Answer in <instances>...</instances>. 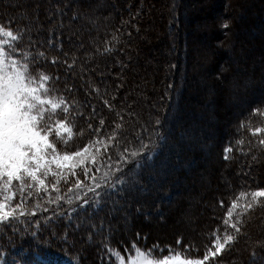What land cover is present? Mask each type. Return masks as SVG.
I'll list each match as a JSON object with an SVG mask.
<instances>
[{
    "label": "trees",
    "instance_id": "obj_1",
    "mask_svg": "<svg viewBox=\"0 0 264 264\" xmlns=\"http://www.w3.org/2000/svg\"><path fill=\"white\" fill-rule=\"evenodd\" d=\"M139 1L0 0V24L6 25L7 21L11 20V27L14 31L31 29V31L26 30L24 32V39L12 42L13 46L20 50L22 61L25 54L30 55L35 51L28 40L29 35L33 41H36V47L38 48L40 42H44V47L40 50L45 52V56L49 60L56 57L60 61L67 60L68 64H73V59H75V64L71 69H68L63 63L52 65L42 62L41 65L36 66L46 74L58 75L60 80L52 81L51 86L58 94L63 93L70 101L73 99L76 101V105L72 110L74 114L83 113V116L75 115L74 119L72 116L69 118V126L73 127L74 136L69 141L66 150L71 152L83 147L89 141L91 132L87 128L84 117H90L88 122L92 124L93 129L98 127V120L104 118V129L99 134L101 137L105 136V130L111 132L113 121L120 123L122 128L119 130L120 134L117 140L121 141L122 137H127V141L130 142L131 136H135L137 133L140 138L147 136L148 130L156 119L160 123L152 128L154 129V133L151 134L152 138L153 140L156 139L157 132L164 138L163 141L157 142L158 146L154 150L152 159L143 161L139 169H134L132 163L127 165L125 171L133 169L129 175L138 181V187H133L132 191L126 194V199L121 201L122 210L115 213H109L108 211L100 213V217H103L112 230L111 233H102L99 236L93 235L91 242H89L86 238L87 232L81 231L71 236L69 244H63L60 238L64 230L63 222L58 227H54L52 232L48 230L38 232L35 238L31 235L35 231L34 225L25 223L18 226L20 229L18 232L5 231L0 235V261L5 262L14 257L19 258L22 256L28 258L34 256L37 251L44 250L68 255L77 259L79 264H108V261L102 259L105 255L101 248L103 243H108L112 248L124 254L125 246L130 250L133 241L138 246L149 249L153 245H159L162 249L170 247L172 252L168 253L166 251L165 255L177 253L186 258L203 259L206 250L205 245L210 243L207 236L221 224L224 217V209L220 207L219 201L223 199L225 208H227L229 196L235 198V193L242 189L249 190L256 184L264 186V148L252 146L264 137V133L253 136L248 127L241 128V122L248 121L249 114L253 109H264V99L253 98L238 111L235 117L231 118L233 125L230 126L231 129L221 136L217 142L210 144L222 166V173L220 174V171L217 173L221 177L224 174L223 181L211 180V187L209 185V189L203 191V194L200 193L198 200L201 204H199V201L195 204V210L198 208L200 212L196 213L193 219L187 221V225L192 226L191 229H182V227L173 229L175 221L169 210L172 209L175 213L181 209L186 200L177 198V188L164 184L163 181H168L170 178L175 179L176 182L181 179L186 181L192 179L193 176L190 175L193 172L194 175H197L195 172L200 168V158L205 154V151L201 148L182 150L179 145L171 150L175 142L171 137L172 135L184 136L183 132L187 133L191 123H195L197 120L204 121L200 112H209V109L204 108V105L207 106L208 101L211 103L212 100L219 99L220 95L214 90L217 87L219 78L213 77L211 81H206L204 70L206 66L208 70H213L214 66H220L221 72L215 73L220 78L228 77L235 70L239 60L234 57L238 60L234 63L230 52H234L233 49L238 48L239 44L242 45V40L239 43L237 41L232 43V47L226 51L225 46L230 44L229 36L231 33H222L221 30H224V28L221 25L227 23L229 25L228 32L234 26L238 30L240 18L243 19V16L246 18V12L248 13L249 10L244 9L235 22V19H233L234 11L238 6L231 7L234 0H202L206 2L205 4H199V0H169L167 1L169 5L163 3L162 0ZM154 1H158L164 9H169L166 24L164 19L156 22L153 20V17L156 16L154 11L158 9L157 7L155 9L151 8V12L149 8V13L145 14L144 4L148 5V3ZM53 5H59L62 12H57L56 15L52 16V19H48L55 12ZM74 15L76 16L75 20L72 19ZM136 17L137 19H135ZM255 17L258 18L256 25L250 24L249 29L253 28L260 34L263 33L260 38L253 37L259 49V45H264V12L256 14ZM53 20L62 21V23L59 27H56ZM152 24L156 25L155 28L150 30L149 27ZM137 26H139V29L144 26L143 32L146 34L150 31L153 36L156 35L158 29L163 44L167 42L166 37L172 41L173 65L170 68L167 66L161 67L162 73L159 74L157 79L154 77L148 78V75H152V73L146 75L142 72L141 61L143 57L139 55L141 53L138 45L141 44L143 33L139 32ZM50 27L55 32L63 33L61 36L63 41L62 51L47 48L50 35L48 29ZM133 27H136V30ZM166 27L168 29H165ZM153 30L154 32H152ZM163 31L166 32L163 34ZM243 33L245 32L237 31L239 39L242 36V39L248 41ZM69 37H71V42H69ZM146 39L149 40L148 35H146ZM220 47L222 48V55L210 60L208 56H211L212 52L218 53L221 50ZM253 48L252 46L250 51L255 50ZM106 49H111V51H106ZM244 49L248 50L247 48ZM207 50L209 54L204 53ZM63 53H67V56H64ZM200 53L203 58H201L200 64L195 65V67L193 66V59L198 57ZM203 53L204 55H202ZM227 58L229 61H227ZM261 60L262 58H259V61ZM240 61L244 64L243 60ZM240 72L241 77H244L245 71L241 69ZM255 77L256 75L253 76V80ZM150 79L161 80L163 83L162 91L151 95V99L148 96L145 97L144 93L140 91L142 89L141 84ZM66 84L72 88L71 92L65 90ZM261 90V93L264 94V87ZM248 94L245 93L244 95ZM253 94L254 97H258L254 92ZM144 98L154 101L153 111H150L147 107L144 113L139 112L137 121L132 126L128 120L124 119V110L131 108L134 103ZM187 98H190L191 103L190 101L187 102ZM104 101H107V105H111V108L105 105ZM193 106L198 110L196 118L189 116L192 115L191 108ZM236 107L237 105L225 106V111L227 114H231ZM92 108H95L98 114L95 118H91L93 116ZM117 112L123 116V120H120L116 115ZM214 112V116L217 115L218 118L217 110L215 109ZM148 124L151 125L149 129ZM216 124L217 121L212 125L216 128ZM263 125L262 118L251 117L252 128L263 127ZM81 128L84 130L83 136L78 134ZM197 133L191 131L189 134ZM238 140H243V145L236 144ZM180 141L184 144L189 142V140L182 137ZM131 144L133 143L131 142ZM123 145L124 143H121L120 147ZM57 147L60 148V145L57 144ZM228 147H232V151L228 153L229 159L225 160V149ZM249 149L251 151L253 149L258 150L255 160L249 156L248 153L251 152ZM174 151L178 153L175 154ZM109 152L112 153V159L115 160L114 150L110 148ZM190 152L192 153V163L195 162L197 167L190 169L189 173L191 174H188L186 168H176L181 162V158ZM261 152L263 156L257 157ZM176 157L177 160H175ZM173 158L174 162H171ZM98 159H103V150H101ZM160 164L175 165L174 176L170 175L172 170L164 169L163 181L149 184L148 182L153 178V175H158L155 172L159 171L158 165ZM257 169L261 171L262 179L256 178L255 172ZM77 175L80 179H84L79 169H77ZM73 179L69 177V184L61 182L59 185L60 195L67 192V188L71 186ZM156 191L164 193L165 197L152 199L151 203H148V199L153 198ZM182 194H185V192H182ZM68 195L72 194L68 193ZM81 195H83L82 192ZM175 198H177L176 201H174ZM209 198L212 201L211 205H208ZM33 201L27 202L26 207H33ZM172 202L175 204H172ZM46 206L49 209L55 208V205ZM75 206V204L69 206L62 202V207L65 209ZM51 214L50 210L48 213H38L37 217L31 219H42L43 216H50ZM100 217L96 218L97 223ZM247 222L251 227L246 229V225H241V233L236 234L238 235V241L232 245L231 251H225L223 257H217V261L222 260L223 264H253L252 253L255 252L257 253L255 264H264V260L260 259L264 257V213L258 215L254 221L249 219ZM257 225V228H253ZM228 231L233 232L232 229ZM257 231H260V233L257 234ZM137 233H139V238ZM105 236H110V239L105 241ZM125 258H127V255ZM205 264H214V262L212 258H209L208 261H205Z\"/></svg>",
    "mask_w": 264,
    "mask_h": 264
},
{
    "label": "snow or ice",
    "instance_id": "obj_2",
    "mask_svg": "<svg viewBox=\"0 0 264 264\" xmlns=\"http://www.w3.org/2000/svg\"><path fill=\"white\" fill-rule=\"evenodd\" d=\"M52 7L55 12L48 19H52L57 12H62L59 5ZM72 19L75 20L76 16ZM60 23L62 21L53 20L56 27H59ZM11 25V20H8L6 25L0 24V235L5 231L18 232L19 225L28 223L35 227V231L31 233L35 238L38 232H52L54 227L63 222L64 230L60 237L63 244H69L71 236L81 231L87 232L86 238L91 242L93 235L99 236L112 231L103 217H100V213L121 211V201L126 199V194L131 192L133 187H138V181L129 175L133 169L125 171L127 165L132 163L134 169H139L143 161L152 159L158 146L157 142L163 141L164 138L159 132L156 133L155 140L150 134L146 138L147 142L138 136V145L133 147L127 137H122L121 141L117 140L122 128L120 123L113 121L111 132L105 130V136L101 137L99 134L104 129V118H100L98 127L93 129L92 124L88 122L90 117H84L91 132L89 141L71 152L66 150L74 136V129L69 126V118L72 116L74 119L75 115L83 116V113L74 114L72 110L76 101H70L63 93L58 94L51 86V82L59 81L60 77L46 74L36 66L42 62L52 65L63 63L71 69L75 59L73 64H68L67 60L60 61L56 57L49 60L45 52L40 50L44 47V42H40L38 48L36 41L29 35L28 40L35 51L30 55L25 54L22 61L20 50L14 47L12 42L24 39V32L31 29L14 31ZM221 27L227 29L229 25L224 23ZM48 31L50 35L47 48L62 51L63 33L55 32L51 27ZM68 39L71 42V37ZM63 55L67 56V53ZM65 90L71 92L72 88L66 84ZM104 103L107 105V101ZM107 106L111 108V105ZM92 114L91 118L98 115L95 108H92ZM116 115L123 120L120 113L117 112ZM253 116L262 118L264 123V109L255 108L249 114L248 121L241 122V128L248 127L251 134L257 136L264 133V127L252 128ZM155 123L159 125L160 121ZM78 134L83 136L84 130L81 128ZM121 143H124L122 149ZM243 143V140L236 141L238 145ZM252 146L264 148V137ZM110 148L114 150L115 160L109 152ZM101 150L103 159H98ZM231 151L232 147L225 149V160L229 159L228 153ZM252 159L255 160L256 156ZM77 169L83 175V180L77 175ZM69 177L74 178L71 186L64 195H59L61 181L69 184ZM41 192L44 193L43 196L40 195ZM53 192L57 193L55 197L52 196ZM33 193L37 199L33 201V207H26ZM234 195L235 198L228 197L227 208L223 199L219 201L220 207L224 209V217L221 224L207 236L210 243L205 245L203 260L193 262L181 259L178 254L165 255L166 251L172 252L170 247L162 249L159 245H153L149 249L138 246L134 241L131 242L130 250L125 246L124 254L108 243H103L101 248L105 255L102 259L108 261V264H125L127 255L129 264H205V261L212 258L214 264H223L222 260L217 261L216 258L223 257L225 251H231L232 245L238 241L236 234L241 233V225L244 224L242 217L256 207H264L260 200L264 198V189L251 192L241 190ZM62 202L76 206L65 209ZM44 204L55 205V208L49 209ZM50 210V216L31 219L37 217L38 213H48ZM97 217H100L98 223ZM229 229L233 232L230 233ZM137 237L139 238V233ZM108 239L110 236H105V241ZM256 259L257 253L253 252V264ZM260 259L264 260V257ZM0 264L3 262L0 261ZM48 264H56V259H49Z\"/></svg>",
    "mask_w": 264,
    "mask_h": 264
},
{
    "label": "rangeland",
    "instance_id": "obj_3",
    "mask_svg": "<svg viewBox=\"0 0 264 264\" xmlns=\"http://www.w3.org/2000/svg\"><path fill=\"white\" fill-rule=\"evenodd\" d=\"M139 1V0H138ZM167 1L169 0H162L163 3H165L166 5H169V3H167ZM140 2V1H139ZM149 2V1H146ZM206 2H203L202 0H199V4H205ZM234 5H237L238 7L235 9V13H234V17L233 19L238 18V15L240 13H243L244 9L249 10L248 13L246 12V18L243 19L240 18V21L238 23V30L236 28V26H234V28H231V30L228 32V29H224L221 30L222 33H231L229 38H230V44H227V46H225L226 51L228 49H230V47H232V43H235L236 41L239 43L242 40V45L239 44L238 48H235V50L233 49L234 52H230V55L232 56V59L234 60V63L236 61L239 60L238 66L235 67V70H233L231 72V74L228 77H223L220 78L219 75L215 74L216 72L220 71V66L213 67V70L211 69H207V66L204 70L205 72V78L206 81H211V79H213V77H218L219 79L217 87L214 88L215 92L220 95L219 99H217L218 103L216 104L215 100H212V102L210 103L209 101L207 102V106L204 105V108L207 107V109H209V112H200L203 115V120H197V122L195 123H191L190 124V128L187 130L186 132H183L184 136H181L182 138H185V140H189L188 143L184 144L180 141V135L176 136V135H172V139L175 141L173 144L174 146L171 147V150H174V148L176 147V145H179L181 147L182 150H193V149H197V148H201L202 150L205 151V154H203V156L200 158L201 160V165L200 168L196 170V174L194 175V172L191 174L190 169H192L193 167H197L196 163H192L193 159L191 157L192 153H187L186 156H183L181 158V162L178 164V168H186L187 169V173L191 174L190 176L193 178L190 179L189 181H186L185 179H181L179 181H175V179L170 178L168 181H163V177L165 176L164 169H167L170 171L172 170V172L170 173V175L173 177V172L175 171V165L171 166V164L169 165H165V164H160L158 165V172H155V174L158 173V175H153V178L151 180H149V184H156V183H161V181L164 182V184H168L170 186H173L174 188H177V198L179 199H185L186 203L181 207L180 210L176 211L175 213H173V210H169L171 216H173L174 219V223H173V229H177L182 227V229H191L192 226L191 225H187V221L190 219H193L194 216L196 215V213L200 212L199 209L197 208L195 210L196 207V203L200 200H198L200 197V195L202 194L201 192L209 189V185L211 187V180H222L223 181V175L222 177L220 175H218V171H220V174L222 173V166L219 163L218 158L216 157V152L213 151L210 147V144L213 142H217V140L223 136L229 129H231L230 126L232 125V120L231 118L235 117L236 114L238 113V111L245 106V104H247L251 99L253 98H259V99H264V94L261 93L262 90L261 88L264 87V45H259V49L257 46V43H255V41L253 40V37H261L262 34H260L259 32L255 31L253 28L249 29V25L250 24H255L258 20L257 17H255L256 14L260 13V12H264V0H234L231 4V7H234ZM165 6V5H164ZM145 7V14L149 13V8H150V12H151V8L155 9L156 7L158 9H156L154 11V13L156 14L155 17H153V20L159 21L160 19H164L165 24L168 21V11L169 9H164L163 6L160 5V3H158V1H154L152 3H148L144 4ZM161 7V8H159ZM257 7V8H256ZM166 10V11H165ZM258 10V11H257ZM136 15V12H135ZM232 15V14H231ZM164 16V18H163ZM233 16V15H232ZM137 19V17L135 18ZM167 19V20H166ZM175 20V19H173ZM172 20V22H173ZM149 21V20H148ZM147 21V22H148ZM146 22V23H147ZM159 23V22H157ZM156 25V24H155ZM155 25L152 24L150 25V30L155 28ZM139 32H141V34L143 33V37L141 38V44H139V50L140 56L143 57V60L141 61V65L143 67L142 72L146 75H148L149 73H152V75H148V78L154 77V78H158L159 74H161V67L163 66H167V67H172V51H173V44L172 41L169 40L170 38L166 37V43H161L162 40V36L160 34V31H158V29L156 30V35L153 36V34L149 31L146 34L143 32V27L137 26ZM134 30H136V27L134 28ZM165 29H168V27H166ZM210 29H212L210 27ZM220 29V27H219ZM237 31H243L245 33H243V35L245 36V38L248 39V41L242 39V36L238 37ZM154 32V30L152 31ZM166 31H163V34ZM146 35H148V41L145 40ZM157 36V38H156ZM3 39H7V38H3ZM237 43V44H238ZM135 44V43H134ZM256 44V45H255ZM229 45V46H228ZM137 46V47H138ZM254 47L252 50L250 51L251 47ZM141 47V48H140ZM222 47V46H221ZM220 47L221 50H219V52H212L210 57V60H213L214 57H220L222 48ZM240 47V48H239ZM247 48L248 50L244 49ZM231 51V50H230ZM209 54V51L207 50V52H204ZM204 53L202 55H204ZM211 53V52H210ZM238 58V60L236 58ZM201 58V53L198 57H195L193 59V66L200 64V60H202ZM259 58H262L261 61H259ZM162 60V62H161ZM240 60L244 61V64L241 63ZM227 61H229V59L227 58ZM232 66V64H231ZM196 67V66H195ZM245 71V76L241 77V72L240 70ZM255 79L253 80V76H255ZM197 84V83H196ZM194 86V84H192ZM141 92L144 93L145 97H149V99H151V95H153L154 93H158L162 91L163 88V83L161 80H147L145 82H143L141 84ZM260 92H258V91ZM257 91V92H256ZM258 95V97H254V94ZM245 93H249L248 95H244ZM210 94V92H209ZM206 95V94H204ZM206 96H210V95H206ZM222 96V97H221ZM191 103L190 98H187V102ZM153 103L154 101L152 100H146L145 98L143 100L137 101L136 103H134V105L131 108H126L124 110V119L128 120L130 122V124L133 126L136 121H137V115L139 112H145L146 108L149 107L150 111H153ZM215 104H216V108H215ZM229 105H237V107L234 109V111L231 114H227V112L225 111V106ZM239 106V107H238ZM217 110V113L219 115V117L217 118V115L214 116V110ZM197 112L198 110L193 106L191 108V114L189 115L190 117L192 116V118H196L197 116ZM185 114V113H183ZM157 120L155 119L152 127L151 125H147L148 127V135L145 136L144 139L145 142H147V137L154 133V129H152L154 126H156L157 124L155 123ZM217 121V127L215 128L214 125H212L213 123H215ZM183 122V121H181ZM125 127V125H124ZM264 127V125H263ZM219 130H218V129ZM126 129V127H125ZM222 129V130H221ZM191 131H195L198 132L197 134H189L191 133ZM139 136V134L137 133L135 136H131V142L134 144H132L133 147H135V145H138V141H137V137ZM140 137V136H139ZM177 138V140H176ZM124 147V145L121 147V149ZM213 151V152H212ZM245 151V150H244ZM261 151H263V149H261ZM258 152L257 149H253L251 152H249V156L253 157L256 155V153ZM175 154H177V151H174ZM211 153V154H210ZM263 156V153L261 152V154L257 157ZM169 160V158H168ZM175 160H177V157L175 158ZM170 161V160H169ZM171 162H174V158L172 159ZM170 162V163H171ZM176 164V163H175ZM255 176L256 178L259 177V179H262L263 177L261 176V171L260 170H256L255 172ZM49 180H51V177H49ZM262 181V180H260ZM63 182V181H61ZM176 184V185H173ZM192 185V187L190 188V186ZM151 187H153L151 185ZM187 187H189L187 189ZM213 187V186H212ZM186 189V190H185ZM260 189H264V186H258L257 184L253 187V188H249V190L246 189H242L243 191L246 192H251V191H256V190H260ZM185 190V191H184ZM179 191V192H178ZM153 192V191H152ZM182 192H185V194H182ZM201 193V194H200ZM41 196L44 195L43 192L40 193ZM57 195V193L53 192L52 196L55 197ZM60 195V193H59ZM63 195V194H62ZM134 195V193H133ZM205 195V193H204ZM165 197L164 193H161L159 191H156L155 195L153 198H149L148 199V203H151V200L153 199H162ZM177 198L174 199V201L177 200ZM37 196L35 193H33V197L31 200H36ZM211 198H209V204H212V201L210 200ZM29 200V201H31ZM261 203L264 204V198H260ZM28 201V202H29ZM42 202V201H41ZM172 204H175L174 202H172ZM46 205L48 204H44L45 207H47ZM51 206V205H49ZM179 206V205H178ZM199 206V205H197ZM239 211V209H238ZM264 213V207H256L253 211L249 212L248 215L242 217V219L244 220V225H246V229L250 228L251 226L248 225L249 222H247V220H251L254 221L255 219H257L258 215H262ZM233 219H236V216L234 215ZM127 222V219H126ZM128 223H129V219H128ZM170 225V224H168ZM257 226H254L253 228H257ZM242 228V227H241ZM252 228V229H253ZM245 229V230H246ZM231 231V229H229ZM232 232V231H231ZM257 234L260 233V231L256 232ZM42 248V247H41ZM21 254V253H19ZM171 255H177L176 254H171ZM180 256L181 259L187 260V261H198V260H203V259H191V258H186L183 257L182 255L178 254ZM51 258H55L56 259V264H79L78 260L72 257H69L68 255L62 254V253H58V252H54V251H44V250H39L36 253H34V256L32 257H28L25 258L24 256L22 257H14L9 261H5L3 262V264H48L49 259ZM118 264V262H117ZM125 264H129L128 261V257L125 258Z\"/></svg>",
    "mask_w": 264,
    "mask_h": 264
},
{
    "label": "bare ground",
    "instance_id": "obj_4",
    "mask_svg": "<svg viewBox=\"0 0 264 264\" xmlns=\"http://www.w3.org/2000/svg\"><path fill=\"white\" fill-rule=\"evenodd\" d=\"M216 97V96H215ZM216 101H217V99H216ZM218 103V102H217ZM202 194H203V192H202Z\"/></svg>",
    "mask_w": 264,
    "mask_h": 264
}]
</instances>
